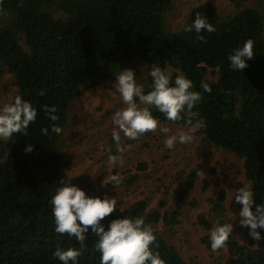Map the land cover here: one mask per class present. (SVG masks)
Here are the masks:
<instances>
[{
    "label": "trees",
    "instance_id": "obj_1",
    "mask_svg": "<svg viewBox=\"0 0 264 264\" xmlns=\"http://www.w3.org/2000/svg\"><path fill=\"white\" fill-rule=\"evenodd\" d=\"M248 0H237L239 10L220 14L210 4L191 10L183 29L171 33L167 16L173 0H3L6 15L0 16V83L6 70L19 86L17 95L38 110L28 136L14 134L0 140V264H62L54 256L57 246L67 250L81 244L67 234L55 231L50 201L61 187L70 183L61 141L68 126L70 107L85 86L96 87L117 80L122 70L134 71L145 94L151 90L148 75L153 64L171 70L174 81L182 73L193 81L202 100L193 111L203 120L199 134L215 148L223 149L243 162L246 180L252 185L257 204H264V14L245 7ZM208 18L214 33L184 29L196 14ZM254 41L255 56L241 71L230 68L228 59L248 40ZM206 82L212 91L205 92ZM43 90L45 95L39 93ZM16 95V96H17ZM15 96V97H16ZM15 99V98H14ZM13 99V102H14ZM55 106L59 119L51 121L44 106ZM153 115L163 124L173 123L155 108ZM55 123L63 131L52 132ZM48 128V135L42 129ZM33 145L32 152L25 149ZM145 170L146 165H140ZM202 166L186 175L179 193L182 201L200 177ZM138 177H133L136 182ZM226 191L212 202L213 217L201 215L198 223L210 231L219 222L228 223L224 214ZM147 201L120 209L102 223L141 216L155 229L159 251L166 264H186L176 248L157 230L177 224L178 212L147 213ZM255 210V207L253 208ZM249 228L242 227L247 244L234 233L227 244L233 256L229 264H264V239L253 240ZM264 237V229H257ZM79 264H100L95 249L97 237L89 231ZM206 245L211 247L207 239Z\"/></svg>",
    "mask_w": 264,
    "mask_h": 264
},
{
    "label": "rangeland",
    "instance_id": "obj_2",
    "mask_svg": "<svg viewBox=\"0 0 264 264\" xmlns=\"http://www.w3.org/2000/svg\"><path fill=\"white\" fill-rule=\"evenodd\" d=\"M202 4L212 5L224 16L239 10L237 0H173L167 16L168 31L180 32L191 10ZM245 7H255L264 14V0H248ZM116 83L117 80H109L96 87L85 86L70 107L68 126L61 141L70 185L80 187L90 197H116L117 209L147 201L149 213L164 205L161 212H178V221L171 228L162 221L156 230L176 248L186 264H229L233 256L228 248L213 252L205 242L207 239L210 242L211 230L201 227L198 219L201 215L213 217L212 202L225 190V217L233 224L236 240L247 244L240 225L242 205L236 203L234 196L239 188L250 184L243 162L211 145L199 134V127L192 143H177L174 149L165 147L167 137L163 133H147L139 140H128L121 133V145L128 148L123 153L124 164L110 168L109 155H119L112 138V117L126 107L115 89ZM18 90L14 74L6 70L0 83V108L13 102ZM166 126L170 128L167 135L187 130L174 124ZM143 164L145 170L140 168ZM198 166H202L200 177L181 201L179 193L184 179ZM114 174L122 177V183L118 187L111 183L104 185L106 176ZM136 176L137 181L130 184Z\"/></svg>",
    "mask_w": 264,
    "mask_h": 264
},
{
    "label": "clouds",
    "instance_id": "obj_3",
    "mask_svg": "<svg viewBox=\"0 0 264 264\" xmlns=\"http://www.w3.org/2000/svg\"><path fill=\"white\" fill-rule=\"evenodd\" d=\"M3 0H0V16L6 15L3 8ZM186 32L195 31L197 39L206 42L202 32L214 33L216 28L207 17L196 14L192 24L184 29ZM254 53V41L248 39L242 47L234 50L229 55L230 68L243 72L248 67L247 60L252 59ZM152 77L151 90L145 94L142 84L137 83L135 73L131 69L122 70L117 74L115 89L120 93L126 107L118 110L112 117L114 125L112 138L116 144L119 155H109L108 166H123L125 153L128 148L121 145V133L128 140H139L147 133L166 134L165 147L174 149L176 144H190L195 139V132L204 124L203 120H193L199 116L193 111L202 100L200 92L194 90L193 81L182 73L172 79L171 70L163 69L153 64L148 73ZM202 89L211 92L208 83L202 82ZM39 95H45L41 90ZM155 108L162 113L168 121L173 123L184 122L186 131H180L174 135H167L170 128L161 123L152 112ZM44 111L51 121L55 122L59 117L55 114V106H44ZM38 116V110L29 101L17 95L14 102L5 104L0 108V140L8 141L14 134L22 133L28 136L29 125L34 123ZM63 129L53 123L52 132L59 135ZM44 135H48V128L42 129ZM128 147H131L130 145ZM33 145H29L25 152H32ZM61 187L52 197L50 205L54 217L55 231L58 234H67L74 237L81 247L64 250L57 246L54 256L62 264H79V258L85 250L84 241L89 231L97 237L95 249L101 253L100 264H166L159 251H153V246L159 248L157 235L152 225L146 224L141 216L124 217L114 219L105 227L102 223L110 217L118 208L115 198L101 199L90 197L78 186L70 185L69 181L61 180ZM104 185L111 183L118 187L122 183V177L118 174L106 176ZM235 201L242 205L239 213L241 227L249 228V235L255 241L264 239L257 229H264V204H257L254 192L250 184H245L234 192ZM255 207V210L253 208ZM122 212L123 209L120 208ZM234 232L232 223L221 225L219 222L210 233L211 250L219 252L225 249Z\"/></svg>",
    "mask_w": 264,
    "mask_h": 264
}]
</instances>
